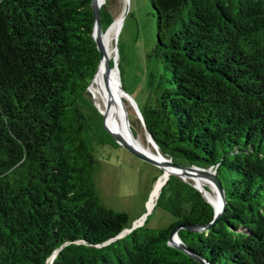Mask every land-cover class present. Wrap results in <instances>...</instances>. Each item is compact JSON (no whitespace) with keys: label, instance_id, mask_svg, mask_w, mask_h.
I'll list each match as a JSON object with an SVG mask.
<instances>
[{"label":"trees","instance_id":"obj_1","mask_svg":"<svg viewBox=\"0 0 264 264\" xmlns=\"http://www.w3.org/2000/svg\"><path fill=\"white\" fill-rule=\"evenodd\" d=\"M91 1L0 0V264H264V0H149L160 70L142 118L164 156L210 167L225 196L217 221L178 229L190 254L168 244L171 228L214 213L176 174L153 205L175 220L114 238L129 226L93 177L95 145L119 143L88 90ZM112 2L99 6L102 31Z\"/></svg>","mask_w":264,"mask_h":264},{"label":"rangeland","instance_id":"obj_2","mask_svg":"<svg viewBox=\"0 0 264 264\" xmlns=\"http://www.w3.org/2000/svg\"><path fill=\"white\" fill-rule=\"evenodd\" d=\"M112 1V17L120 15L121 20L112 38L113 46L118 39V50L115 46L111 57L116 62L119 55L118 72L128 93L125 104L130 124L135 137L157 152L137 115V107H142L145 101L150 72L157 74L160 70V63L152 54L156 26L151 4L149 0ZM95 154L100 167L93 177L100 198L108 207L126 213L127 226L145 221L146 227L158 229L168 227L175 220L166 210L151 203L157 180L154 179L160 174L158 165L121 144L98 143ZM206 186L208 190L212 187L207 183Z\"/></svg>","mask_w":264,"mask_h":264},{"label":"bare ground","instance_id":"obj_3","mask_svg":"<svg viewBox=\"0 0 264 264\" xmlns=\"http://www.w3.org/2000/svg\"><path fill=\"white\" fill-rule=\"evenodd\" d=\"M98 3H102L104 0H96ZM126 10V9H125ZM121 14V13H120ZM121 16L118 15L113 19V22L110 24L106 31H100L98 34L102 45H103V57L100 60L97 70L91 79L88 90L90 91L94 103L96 104L97 108L102 110L103 114L107 118L108 123L110 122L112 131L118 134L122 139L126 141H130L132 139L134 145L146 152L148 155L153 157L158 165L162 167L163 173L160 175L154 183V187L152 189L151 194V203L155 202L156 196L159 193L161 186L162 178L166 176L168 177L172 167L165 163V157L156 149L157 152L151 149L150 146H145L135 135L130 138V132L125 124L124 117H123V109L120 105V97L123 96L124 93L119 89L118 81V69L117 66H111L108 69V74L106 80L102 78V70L104 67V60L106 57L113 56L114 50H116L115 46L112 44V38L117 32L118 26L120 24ZM116 37V36H115ZM116 71V78L114 79L112 71ZM109 129H111L108 126ZM150 140V139H149ZM152 143V142H151ZM191 179L192 182L202 190L206 199L213 205L215 210H218L221 206V199L219 195L212 189V185L210 181L206 178H197V177H187ZM166 180V179H165ZM164 180V181H165ZM211 185V189H206L205 185ZM174 240H177L176 236H173Z\"/></svg>","mask_w":264,"mask_h":264},{"label":"water","instance_id":"obj_4","mask_svg":"<svg viewBox=\"0 0 264 264\" xmlns=\"http://www.w3.org/2000/svg\"><path fill=\"white\" fill-rule=\"evenodd\" d=\"M91 3H92L93 16H94V24H93L92 35H93L94 41L96 43V46H97V48H98V50L100 52V59H99V62H100V60L103 57V45H102V42H101V40H100V38L98 36V34L100 33V31H102L101 22H100V13H99L100 3H98L96 0H92ZM112 22H113V20L110 22V24ZM116 42H117V39H115V46H116ZM116 48H117V46H116ZM112 61H113V63L111 64L110 57H106L105 60H104V67H103V70H102V73H101L102 74V78L104 80H106V78H107L108 69L111 66H115V65L117 66V61L115 62L114 57H112ZM99 62H98V64H99ZM97 67H98V65H97ZM117 69H118V67H117ZM96 70H97V68H96ZM96 70H95V72H96ZM95 72H94V74H95ZM118 76H119V72H118ZM118 86H119V89L124 93V95L123 96L121 95V97H120V105L122 106V109H123V117H124L125 124H126L128 130L130 132V138H132L133 135H134V133H133V130H132V127H131V124H130V120H129V116H128V112H127V108H126V104H125V95H128V93L125 90V88L123 87V85H122V83L120 81V78H119V81H118ZM102 112L103 111L99 109V119H100V122H101L102 126L106 129L107 132H109L113 136V138L119 144H121L122 146L126 147L131 152H133L134 154H136V155H138V156H140V157H142V158H144L146 160H149V161L155 163L156 165H158L157 161L153 157H151L150 155H148L143 150L137 148L134 145L132 139H130V141H126V140L122 139L114 131H112L111 129H109L108 127H106L103 124V122H102V117H101L102 116ZM137 115H138V117H139V119H140V121H141L144 129L146 130L150 141L152 142L153 146L158 150L157 144L154 141L151 133L148 131V128H147V126H146V124H145V122H144V120L142 118V115H141V112L139 110V107H137ZM164 157H165V160H164L165 163L168 164V165H170L172 167V169H171V171H170L169 174L179 175L182 179H187V177H192V178H194V177H197V178H206V179H208L210 181L211 185L213 186V188L215 189L216 193L219 195V197L221 199V206H220V208L218 210H215L214 207H213V205L204 196L202 190L200 188H198L193 183V185L201 192V194L206 199V201H208L211 204V206L213 208V213H214L213 218H212V220L210 222L205 223V224H202V225H200V224L175 225L173 228H171L170 235H169V238H168V244H170V245H172V246H174V247H176V248H178V249H180V250H182V251L190 254V252H189L186 244L182 242V240L179 238V236L177 234L178 229L180 227H185V228H188L190 230L197 231V230H201L203 228H207L210 224H212L213 222L217 221L220 218L221 213H222L223 208H224V205H225L224 190H223V188L221 186L220 180L217 177L215 171L212 170V169H210V167H201V166H196V165H183V164H180V163L172 160L170 157H166V156H164ZM158 166L160 167V165H158ZM160 169H161V172L157 176V178L160 175H162V173H163L162 167H160ZM167 178H166V180H167ZM166 180H165V182H166ZM136 226H139V224H133L132 226H130L128 228L122 229L114 238L125 234L126 232L130 231L131 229L135 228ZM173 236H176L177 237V240H174ZM54 254L55 253L53 252V254L49 257L50 260L52 259V257H53Z\"/></svg>","mask_w":264,"mask_h":264}]
</instances>
